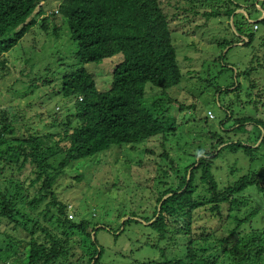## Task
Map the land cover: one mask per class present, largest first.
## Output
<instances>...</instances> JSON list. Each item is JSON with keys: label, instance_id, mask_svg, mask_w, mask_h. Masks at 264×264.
Returning <instances> with one entry per match:
<instances>
[{"label": "trees", "instance_id": "obj_1", "mask_svg": "<svg viewBox=\"0 0 264 264\" xmlns=\"http://www.w3.org/2000/svg\"><path fill=\"white\" fill-rule=\"evenodd\" d=\"M54 1L0 0L1 78L11 71L7 54L37 24L38 29H46L51 38L68 25L71 39L77 45L76 62L60 68V76L51 78L27 67L26 75L34 72V77L29 79L30 87L24 92L40 85H52L56 95L65 97V104L73 101L74 110L66 109L64 118L59 115L60 131L18 136L16 124L25 121V113L17 105H3L0 87V264H99L104 247L97 235L105 226L93 225L87 218L70 219L68 204L59 200L54 185L66 168L79 167L75 164L78 160L88 158L91 161V157L110 151L114 145H130L134 151V145L157 135L166 136L177 129V118L170 115L173 109L177 112L183 108V100L182 97L179 100L173 98L171 93L165 96V93L178 86L190 72L184 78L172 36L174 20L179 21L177 25L186 27L194 16H203L206 25L219 15L228 19L231 15L236 30L244 35H240L244 40L239 41L243 40L247 53L250 48L253 56L244 58L242 66L245 68L240 70L238 63L228 62V53L234 47L232 39L221 41L218 57L233 71V81L225 88L219 87L217 92L228 95L234 91L237 94L245 78L250 81L246 104L257 107L260 103L264 107L263 89L255 93L257 80L252 78L254 73L264 78V33L259 35L258 32L260 38L257 40L255 30L264 25V17L258 19L254 27L252 25V31L244 29L240 19L244 15L233 14L241 8L240 5L234 8V0H217V6L212 10L199 7V4L206 6L211 0ZM171 8L172 13L169 12ZM181 12L187 15L179 17ZM185 33L187 31L183 36ZM186 36V42L196 45L193 36L188 33ZM247 53L242 57H247ZM116 55L119 62L109 71L111 85L100 91L94 74L86 65ZM184 58L192 60L191 57ZM20 59L28 65V57ZM20 83L26 85L28 82L20 79ZM148 85L160 88L163 97L155 88V98L148 99ZM250 111L237 120L230 106L226 107L222 123L234 120L227 131L232 126L241 129L247 124H255L260 127L258 138L263 135L264 142V118L256 116V108ZM216 135L212 133L211 137ZM209 141L212 143L210 150L200 145V141H193L199 144L198 150L203 153L186 164L182 171L179 168L174 172L164 171L166 176L168 173H175V176L169 175L174 178L163 180L165 186L156 197L155 210L147 218L148 226L162 235L159 239L179 237L177 258L162 256L141 264H264V169L243 174L232 183L219 184L211 165L225 148V142L221 136L216 141ZM226 144L230 151L242 148L245 155L252 152V147H246L240 140ZM119 148L121 155L125 153L123 147ZM162 156L170 157L167 150ZM122 159L125 171L132 172L136 158H129L127 154ZM118 165L119 159L115 158L113 176ZM26 170L29 175L22 180L20 175ZM114 185L117 183L113 180L111 186ZM252 185L262 193L260 201H255L252 193L243 194ZM132 189L136 192L135 186ZM132 221L137 220L129 218L124 224ZM10 229L22 231L23 237L9 232ZM136 250L132 247V252Z\"/></svg>", "mask_w": 264, "mask_h": 264}, {"label": "rangeland", "instance_id": "obj_2", "mask_svg": "<svg viewBox=\"0 0 264 264\" xmlns=\"http://www.w3.org/2000/svg\"><path fill=\"white\" fill-rule=\"evenodd\" d=\"M54 2H59V0ZM217 4V0H211L206 6L199 4V7L212 10L214 7L216 8ZM233 5L234 8L237 5L241 6L234 10L233 14L244 15L240 19L244 23V29L249 28L248 31L253 30L252 25L264 16V0H234ZM245 10L251 16L246 14ZM173 11L172 8L169 9L170 13ZM181 15L186 16L187 14L181 12L178 16ZM232 19L231 15L229 19L219 15L204 25L205 19L199 15L190 19V25L187 24L186 27L177 25L179 21L174 20L173 27L171 26L172 36L178 49L179 63L184 78L186 73L190 72L178 86L170 88L165 93V96L171 93L173 98L179 100L182 97L183 100V108L177 112L173 109L170 115L177 118L175 131L171 130L166 136L161 134L151 139L148 138L142 143L134 145V151L130 145H114L110 151H106L107 153H98L91 157V161L88 158L78 160L75 164H78L79 167L66 168L54 185L59 200L68 204L67 210L70 219L79 221L87 218L93 225L99 223L105 226L97 235L104 247V255L99 264H141L150 259L162 258V256L177 258L176 243H179V237L175 236L174 239H170L167 236L166 239H159L162 235L148 226L147 218H150L155 210L156 197L165 186L163 180L169 181L174 178L169 175L175 176V173H168L166 176L164 171L168 169V172L171 170L174 172L175 168L182 171L186 164L196 157L199 158L203 152L198 150L197 145L199 144L193 143L195 140L197 143L200 141V145H205L207 149H212V143L207 134L209 130L216 132L217 137L221 136L225 142L223 144L225 148L211 165L213 175L219 184L232 183L243 174L264 169L263 135L260 139L258 138L260 127L255 124H247L241 129H235V126H232L230 131H227L234 120L229 119L222 123L226 117V107L229 108V106L237 120H240L244 113H251V108H256L257 117L264 118L262 104L259 103L257 107H253L252 103L250 106L246 104L249 101L246 95L250 84L249 80L242 79L243 86L239 90L236 89L237 94L234 91L229 93L230 95L217 92L219 87L225 88L233 81V71L229 70L224 61L218 57L219 43L225 39L244 40L239 36ZM201 24L202 26H200ZM180 25L183 26L181 20ZM259 27L261 29H255L257 40L260 38L258 32L259 35L261 32L264 33V25H259ZM37 29L38 24L36 27H32V30L7 54L11 62V71L8 75L6 74L5 78L0 77L2 102L5 103L3 105H17L25 113V121L21 122L20 120L16 124L17 135L20 137L31 132L60 131L59 119L61 117L59 115L64 118L66 109L74 110L73 101H68L65 104V97L56 95L52 85H40L33 89L30 88L32 91L24 92L30 87L29 79H33L35 71L53 78L60 76L58 74L60 68L71 66L76 62L77 45L71 39L68 25L66 28L58 30L55 38H51V34L47 35L46 29L42 27ZM185 31L190 37L193 36L196 45L186 42L188 36H186L187 33L183 36ZM232 42L235 43L228 53V62L229 64L238 63L240 70H243L245 66H242V62L245 60L244 58L253 56H251L252 50L248 48L247 53L244 48L245 44L238 45L237 43L241 42ZM246 53L247 57H242ZM184 56L191 57L192 60L186 59ZM20 57H28V65L23 63ZM117 57L119 56L90 62L86 65L87 69L94 74L97 88L100 91L109 89L112 82V75L109 71L119 62ZM27 67L30 70L33 67L34 70L29 76L26 75L29 72ZM262 74L264 77V71ZM252 78L257 80V88L253 91L257 93L262 92L260 89H263L264 92V78H260L259 73H254ZM20 79H24L28 83L23 85L20 83ZM8 85L9 89L6 87ZM155 88L160 90L159 95L163 97L162 90ZM155 88L148 87V99L155 98L153 96ZM256 101L258 100L256 99ZM145 102L148 104V100ZM209 110L215 115L214 119L207 118ZM240 110L243 112L239 113ZM239 140L244 142L246 147H252L250 154L245 155L246 152L242 148L230 151V148L227 147V142ZM119 147H123L125 150L122 155ZM166 150L170 155L168 158L162 156ZM127 154L129 158H136L131 166V175L125 171V167H122V157L125 158ZM115 158L119 159L120 165L116 166L113 176L112 164ZM100 159H102L101 162ZM171 159L173 162L170 161ZM161 168L163 171L160 173ZM27 175H29V170L21 174L20 178L23 180ZM113 180L117 183L114 187L111 186ZM133 182L134 184H132ZM131 184L132 186H130ZM133 186H135L136 192L132 189ZM257 190L258 187L252 185L247 187L243 194L248 196L252 193L251 197L256 198L255 201H260L263 196ZM262 204L264 205V201ZM40 208L43 210L45 204ZM129 218H134L137 221L124 224ZM9 232L19 237L24 235L20 230L10 229ZM116 233L119 235L116 236ZM151 244H155V246L153 247ZM132 247L137 250L132 252Z\"/></svg>", "mask_w": 264, "mask_h": 264}, {"label": "clouds", "instance_id": "obj_3", "mask_svg": "<svg viewBox=\"0 0 264 264\" xmlns=\"http://www.w3.org/2000/svg\"><path fill=\"white\" fill-rule=\"evenodd\" d=\"M243 9H245V8H243ZM262 9V8H261ZM246 14H248L247 12H246V10L244 11ZM264 17V16H263ZM235 26V25H234ZM236 28V27H235ZM244 36L243 34H240L239 33V36ZM232 41H236V42H241V43H237L238 45L240 44H243V42L242 41H239V40H236V39H232ZM235 42H232V44L231 45H233ZM235 68V67H234ZM148 87H151V86H148ZM148 87H147V89H148ZM229 93H232V92H229ZM228 95H230V94H228ZM208 114L206 115L207 116V118H209V119H214L215 118V115L213 114V112H211L210 110L207 112ZM212 133H215L216 134V132H212V130H209L208 132H207V134L209 135V137H210V139H213L214 141H216V139H217V135H216V137H214V138H212L211 137V134ZM167 135V134H166ZM209 139V140H210ZM204 146V145H203Z\"/></svg>", "mask_w": 264, "mask_h": 264}]
</instances>
